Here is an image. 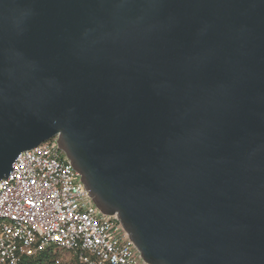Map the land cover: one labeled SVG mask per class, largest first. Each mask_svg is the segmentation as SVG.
Here are the masks:
<instances>
[{
  "label": "water",
  "instance_id": "water-1",
  "mask_svg": "<svg viewBox=\"0 0 264 264\" xmlns=\"http://www.w3.org/2000/svg\"><path fill=\"white\" fill-rule=\"evenodd\" d=\"M57 136L150 264H264V0H0V178Z\"/></svg>",
  "mask_w": 264,
  "mask_h": 264
},
{
  "label": "built area",
  "instance_id": "built-area-1",
  "mask_svg": "<svg viewBox=\"0 0 264 264\" xmlns=\"http://www.w3.org/2000/svg\"><path fill=\"white\" fill-rule=\"evenodd\" d=\"M51 247L82 264H150L118 215L97 206L57 136L21 152L0 178V264Z\"/></svg>",
  "mask_w": 264,
  "mask_h": 264
},
{
  "label": "trees",
  "instance_id": "trees-1",
  "mask_svg": "<svg viewBox=\"0 0 264 264\" xmlns=\"http://www.w3.org/2000/svg\"><path fill=\"white\" fill-rule=\"evenodd\" d=\"M64 250L70 252L74 255L71 251L62 249V248H47L43 252L39 253L35 256H25L22 261L18 264H57L58 252ZM76 264H82L75 256H74Z\"/></svg>",
  "mask_w": 264,
  "mask_h": 264
},
{
  "label": "rangeland",
  "instance_id": "rangeland-1",
  "mask_svg": "<svg viewBox=\"0 0 264 264\" xmlns=\"http://www.w3.org/2000/svg\"><path fill=\"white\" fill-rule=\"evenodd\" d=\"M57 264H76L74 255L68 251L61 250L58 252Z\"/></svg>",
  "mask_w": 264,
  "mask_h": 264
},
{
  "label": "snow or ice",
  "instance_id": "snow-or-ice-1",
  "mask_svg": "<svg viewBox=\"0 0 264 264\" xmlns=\"http://www.w3.org/2000/svg\"><path fill=\"white\" fill-rule=\"evenodd\" d=\"M57 239L59 240V237H57Z\"/></svg>",
  "mask_w": 264,
  "mask_h": 264
}]
</instances>
